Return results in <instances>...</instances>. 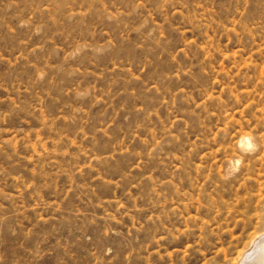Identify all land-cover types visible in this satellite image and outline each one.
<instances>
[{
    "label": "rangeland",
    "instance_id": "374dc122",
    "mask_svg": "<svg viewBox=\"0 0 264 264\" xmlns=\"http://www.w3.org/2000/svg\"><path fill=\"white\" fill-rule=\"evenodd\" d=\"M261 200L264 0H0V264H232Z\"/></svg>",
    "mask_w": 264,
    "mask_h": 264
},
{
    "label": "bare ground",
    "instance_id": "6f19581e",
    "mask_svg": "<svg viewBox=\"0 0 264 264\" xmlns=\"http://www.w3.org/2000/svg\"><path fill=\"white\" fill-rule=\"evenodd\" d=\"M254 219L249 241L232 264H264V200L260 201V209L254 213Z\"/></svg>",
    "mask_w": 264,
    "mask_h": 264
},
{
    "label": "clouds",
    "instance_id": "9594fccd",
    "mask_svg": "<svg viewBox=\"0 0 264 264\" xmlns=\"http://www.w3.org/2000/svg\"><path fill=\"white\" fill-rule=\"evenodd\" d=\"M240 150L246 154H251L257 150L258 145L255 143L252 137H242L239 142ZM242 163L241 160H231L228 162V169L230 172L235 173L239 171V166ZM227 178V177H225Z\"/></svg>",
    "mask_w": 264,
    "mask_h": 264
}]
</instances>
